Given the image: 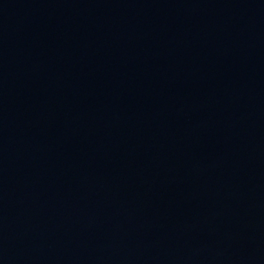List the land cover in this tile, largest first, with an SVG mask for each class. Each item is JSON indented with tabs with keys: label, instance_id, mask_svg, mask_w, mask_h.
<instances>
[{
	"label": "water",
	"instance_id": "obj_1",
	"mask_svg": "<svg viewBox=\"0 0 264 264\" xmlns=\"http://www.w3.org/2000/svg\"><path fill=\"white\" fill-rule=\"evenodd\" d=\"M0 264H264V0H0Z\"/></svg>",
	"mask_w": 264,
	"mask_h": 264
}]
</instances>
